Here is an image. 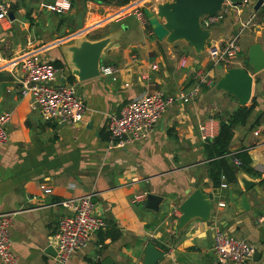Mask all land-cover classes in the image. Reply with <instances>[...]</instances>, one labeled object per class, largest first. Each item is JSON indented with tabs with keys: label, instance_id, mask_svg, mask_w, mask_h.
I'll use <instances>...</instances> for the list:
<instances>
[{
	"label": "crops",
	"instance_id": "obj_1",
	"mask_svg": "<svg viewBox=\"0 0 264 264\" xmlns=\"http://www.w3.org/2000/svg\"><path fill=\"white\" fill-rule=\"evenodd\" d=\"M12 1L19 5L12 10L15 19L9 26L0 23V62L4 60L0 115L12 113L9 142L0 146V214H13L11 240L17 264H59L47 252L60 219L67 214L59 202L89 193L95 195L96 211L108 225L68 264H96L108 258L113 264H144L149 244L165 254L160 264H222L213 251L216 227L255 244L260 256L245 264H264V185L258 177L240 171L236 182L227 184L223 177L222 185L227 186L214 187L199 130L209 122L219 133V115L241 106L231 93L216 90V85L228 68L242 66L252 44L260 43L264 50V9L255 11L250 1L238 0L230 11H235V21L231 14L219 29L201 26L208 31L202 40L198 33L191 37L179 27L161 41L141 14L143 9L127 8L137 0L128 4L70 0L71 9L60 13L44 6L55 0ZM160 1L150 8L166 25L160 12L167 2ZM236 22L242 24L237 37L233 35ZM232 37L241 51L230 64L219 53ZM104 40L100 69L114 66L116 79L102 72L88 79L74 74L78 67L72 48L83 41ZM24 52L61 63L59 80L72 83L86 104L82 122L74 127L46 122L31 99L22 97L17 60ZM183 59L186 66L180 67ZM197 72L209 73L215 84L202 85L198 97L188 103L171 105L147 138L109 149V116L145 94L189 91L197 83ZM255 77L254 85L260 83L262 90L253 91L246 106L255 103L254 107L247 122L234 127L230 149L232 153L247 150L253 168L264 173V70ZM241 179L256 185L245 190ZM42 183L53 192L45 194ZM196 189L214 194L212 218H194L177 230L180 205ZM230 190L239 197L246 194L248 211L234 209L228 199ZM145 192L163 197L158 212L145 208L146 199H136ZM112 229L121 232L118 238L106 236ZM0 264H5L1 257Z\"/></svg>",
	"mask_w": 264,
	"mask_h": 264
},
{
	"label": "built area",
	"instance_id": "obj_2",
	"mask_svg": "<svg viewBox=\"0 0 264 264\" xmlns=\"http://www.w3.org/2000/svg\"><path fill=\"white\" fill-rule=\"evenodd\" d=\"M139 1L142 0H137L127 8L142 9ZM248 1L244 0V2ZM12 5V0H0V23L4 26H9L12 22L9 16ZM44 6L59 13L69 11L72 7L70 0H55L52 4ZM234 6H237L236 0H224L222 10L214 15L206 14L200 20L207 26L215 24L223 20ZM240 51L237 39L232 37L228 45L220 51L219 58L232 64ZM3 61L0 62V70L3 69ZM17 61L22 75L21 95L31 99L32 107L39 110L44 121L74 127L84 120L87 111L84 100L79 97L72 83L59 80L61 69L53 61L42 60L37 54L31 52H24ZM184 66H186L185 59L180 61V67ZM101 72L105 76H113L116 79L114 75L117 69L114 66H103ZM195 76L197 83L189 91L182 89L176 95L163 91L145 94L126 102L118 113L109 116L107 122L109 149L125 148L147 138L171 105L178 102L188 103L198 97L202 85L215 84V79L209 73L197 72ZM11 118V112L0 115V146H6L9 142L8 127ZM199 130L206 143L214 140L218 135L209 122L200 125ZM235 163L241 165L242 162L235 158ZM40 188L45 194L53 192L46 183H42ZM147 195V192L142 193L137 195L136 199H147ZM94 196L93 193H89L59 202L67 210V214L60 219L54 234L53 246L57 252L55 259L59 264H68L76 252L89 245L93 235L106 229L108 224L105 218L97 213ZM12 224V213L0 214V257L5 264L18 262L11 240ZM213 239V251L219 263L222 264H245L254 257L257 250L252 242L223 228H214Z\"/></svg>",
	"mask_w": 264,
	"mask_h": 264
},
{
	"label": "water",
	"instance_id": "obj_3",
	"mask_svg": "<svg viewBox=\"0 0 264 264\" xmlns=\"http://www.w3.org/2000/svg\"><path fill=\"white\" fill-rule=\"evenodd\" d=\"M254 4V10L264 9L263 0H249ZM224 0H177L174 4H168L165 8L161 6V15H165L168 24L164 25L158 15L151 10L149 6L143 8V13L147 18L150 26L152 27L156 37L159 40H164L171 34L173 28H182L183 31L189 36L198 33L199 40H202L208 31L201 28L200 19L206 14L214 15L222 10ZM241 4L243 2H240ZM163 7V8H162ZM232 18L235 21V11H232ZM10 19L14 20L15 15L11 11ZM242 24L236 22L234 25L233 35L237 37ZM180 30V29H179ZM106 40L98 43H90L83 41L79 47H73L72 52L74 56V63L78 69H74V74L78 75L81 79H88L100 75V56L101 52L106 45ZM222 68V66H220ZM264 70V50L260 43H255L250 46L249 54L244 60L242 66L228 68L224 75H222L216 85V90L227 91L237 98L241 106H246L251 100L253 91L260 93L262 85L256 83L254 75H259ZM238 174V179H239ZM244 189L249 190L256 185L255 181L241 179ZM228 199L230 204L236 210L248 211L250 204L246 194L241 197L235 195L232 190L229 191ZM213 193H204L201 189L193 191L189 197L180 205L182 215L177 222V230L184 228L192 219L200 218L208 221L212 218L213 208ZM163 197L155 194L148 193L147 199L144 203L146 209L158 212ZM47 252L52 256H56L57 252L53 245H50ZM165 254L158 250L155 245L149 244L145 251L144 264H160ZM260 252L256 250L254 258H258ZM93 264V263H90ZM95 264V263H94ZM96 264H113L111 259H105L101 263Z\"/></svg>",
	"mask_w": 264,
	"mask_h": 264
},
{
	"label": "trees",
	"instance_id": "obj_4",
	"mask_svg": "<svg viewBox=\"0 0 264 264\" xmlns=\"http://www.w3.org/2000/svg\"><path fill=\"white\" fill-rule=\"evenodd\" d=\"M103 1V0H97ZM238 1V0H236ZM124 4L130 3V0H124ZM19 5L14 3L12 10H17ZM57 67H61L59 61H55ZM239 106L235 111L227 115H219L220 117V131L214 140L205 143V150L207 157L210 159V177L213 181L214 187L222 185L223 177L227 184L234 183L238 180V174L243 171L247 174L253 175L260 179L259 184L264 185V173L253 168L251 155L247 150H242L237 153H232L230 146L234 136L233 129L236 125L245 124L254 107ZM235 158L241 160V165L235 163ZM121 232L117 229L107 231L106 236L116 239Z\"/></svg>",
	"mask_w": 264,
	"mask_h": 264
},
{
	"label": "rangeland",
	"instance_id": "obj_5",
	"mask_svg": "<svg viewBox=\"0 0 264 264\" xmlns=\"http://www.w3.org/2000/svg\"><path fill=\"white\" fill-rule=\"evenodd\" d=\"M156 1H160V0H142L140 3H139V5H140V7L143 9L144 7H146V6H149V7H153V5H154V3L156 2ZM175 1H177V0H175ZM13 2V1H12ZM166 2H167V4L166 5H168L169 4V2H168V0H166ZM158 3H162L161 1L160 2H158ZM142 4V5H141ZM231 14L230 13H227L225 16H224V19L225 18H229V16H230ZM223 19V20H224ZM200 24H201V26H202V28H211V27H213V29H219L220 27H221V23H222V20L221 21H219V22H217V23H215V24H212V25H209V26H207V25H205L201 20H200ZM43 60V59H42Z\"/></svg>",
	"mask_w": 264,
	"mask_h": 264
}]
</instances>
